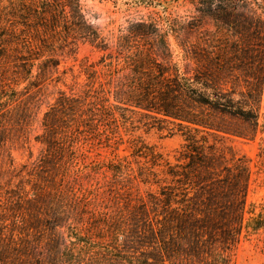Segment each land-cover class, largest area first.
<instances>
[{
  "label": "trees",
  "instance_id": "1",
  "mask_svg": "<svg viewBox=\"0 0 264 264\" xmlns=\"http://www.w3.org/2000/svg\"><path fill=\"white\" fill-rule=\"evenodd\" d=\"M182 1L190 16L130 22L109 45L80 0H0V264H229L253 218L246 165L220 144L260 128L264 0ZM86 42L102 56L37 120ZM140 129L183 143L170 160ZM31 140L36 158L14 164Z\"/></svg>",
  "mask_w": 264,
  "mask_h": 264
},
{
  "label": "rangeland",
  "instance_id": "2",
  "mask_svg": "<svg viewBox=\"0 0 264 264\" xmlns=\"http://www.w3.org/2000/svg\"><path fill=\"white\" fill-rule=\"evenodd\" d=\"M82 11L86 18L94 26L99 28V34L105 43L111 44L120 33H125L128 24L137 20H150L157 23V29L160 30L162 22L166 19H185L191 14V7L182 0H80ZM163 29V28H162ZM170 47L174 56H180L174 41L169 39ZM102 52L94 46L86 43H79L73 56L62 63L59 73L66 70L63 76V83L56 86H48L44 99L39 107L36 119L39 120L48 104H52L56 98L57 92L69 93V88L82 84L85 80L83 74L79 75V65L86 62L87 65L94 64ZM77 78L71 79V73ZM75 84V85H74ZM73 87V88H74ZM260 128L252 140L229 137L220 144L225 150L226 156H233L235 159L242 160L248 170V187L246 193V208L252 215L248 233L241 239L237 247L233 250L229 264H264V86L261 96L259 110ZM39 130L34 126L31 138L37 135ZM142 142L155 149L164 158L170 159L183 140L179 134L168 135L167 131H157L155 129H140L136 132ZM123 144L116 155L119 157H128L129 148ZM39 151V146L31 140L29 151H12L11 157L14 164H23L33 161ZM29 152L32 157L29 159ZM95 154L99 162H106L111 159L108 152L100 150H91L90 158ZM128 160L131 158L128 157ZM135 167V166H134ZM103 177L96 175L91 179H79L72 182L76 191L92 190L95 184L103 185ZM139 194L143 195L146 188L139 186ZM101 199V198H100ZM246 219L250 217L245 215Z\"/></svg>",
  "mask_w": 264,
  "mask_h": 264
}]
</instances>
